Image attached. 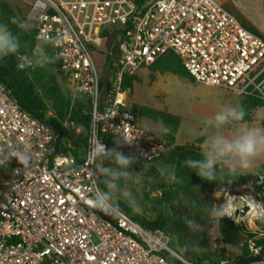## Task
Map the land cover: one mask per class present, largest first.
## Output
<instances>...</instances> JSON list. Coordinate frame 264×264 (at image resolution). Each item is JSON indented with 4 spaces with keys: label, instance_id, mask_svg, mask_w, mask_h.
<instances>
[{
    "label": "built area",
    "instance_id": "obj_1",
    "mask_svg": "<svg viewBox=\"0 0 264 264\" xmlns=\"http://www.w3.org/2000/svg\"><path fill=\"white\" fill-rule=\"evenodd\" d=\"M28 17L38 40L60 38L50 47L74 91L88 99L90 123L84 153L76 157L0 82V147L28 145L31 152L26 169L14 159L0 166L9 169L0 183V264H171L164 251L192 264L158 230L143 227L116 204L111 214L90 205L100 185L89 149L97 139L108 148L109 135L131 140L124 147L145 162L167 151L165 139L138 124L124 84L166 51L176 54L195 82L264 101L255 90L264 84V38L218 0H33ZM111 30L118 34L117 57L101 94V70L91 50ZM253 238L247 240L251 261L216 264H264Z\"/></svg>",
    "mask_w": 264,
    "mask_h": 264
},
{
    "label": "trees",
    "instance_id": "obj_2",
    "mask_svg": "<svg viewBox=\"0 0 264 264\" xmlns=\"http://www.w3.org/2000/svg\"><path fill=\"white\" fill-rule=\"evenodd\" d=\"M136 1L143 3L145 0ZM13 21L23 23L22 19L8 3L0 1V23L8 24L13 33L19 35L22 43L21 54L33 56V52L39 50L41 54H47L54 59L44 67L32 66L23 70L18 67L19 62L16 56L0 59V82L4 85L6 92L17 101L22 110L28 112L34 118L49 124L58 132L61 144H69L71 152L76 157H81L86 147L89 131V101L83 96L71 98L62 92L57 76V73H62L60 60L53 53L50 44H43L42 41L38 40L33 27L21 30L17 27V23H13ZM241 23L253 33L263 37L254 26L249 25L245 21ZM146 67L150 71L149 77L152 80L154 78L153 74L157 72L161 74L172 73L194 81L172 51L164 52ZM134 80H136V75L126 77L124 80L125 86L131 89ZM104 83V79H101V94H104L105 91ZM239 106H243L246 112L242 122L250 121L252 110L256 107H263L264 101L255 96H244L240 100ZM131 109L134 113L152 121L163 122L169 129L166 134L154 132L157 136L165 139L169 147L163 155L152 161L154 164L152 171L156 174L160 173V168L164 164L174 167L176 170V182H171L162 176L158 185L162 189V201L169 206L171 212L170 222L181 233L185 232V234H188L190 224L204 222L205 211L203 208L213 202L212 189L214 187H219L228 182L240 186L250 181H255V175H243L239 172L237 174H232L231 172L224 175L217 174L215 182L202 180L194 171L189 170L184 165V161L189 158H202L204 138L200 137L191 142L177 144L174 142L179 125V117L177 115L167 110H159L146 105L133 104ZM262 124L264 125V121H262ZM76 126L80 127L79 132H76ZM115 139L109 135L105 136L108 145ZM8 172L9 169L7 168L1 169L0 178L3 180L8 175ZM259 200L264 206V195L259 197ZM117 204L118 207L123 209L143 227L155 230L159 229L161 224H163L161 220L146 219L130 207L121 203ZM218 223L223 243L236 244L245 240L243 255L240 257L241 262L252 260L251 257H247L248 248L246 243V240L251 237H254L255 244L260 246V255H264V221H256L257 229L255 233L250 232L240 224H236L228 216L218 219ZM197 243V248L194 251H189L187 245L182 241L179 243L186 253H182L180 256L188 263L216 264L219 259L224 258L222 248L211 250L203 239H199ZM187 254H190V256H186ZM163 255L171 264H186L167 251H164Z\"/></svg>",
    "mask_w": 264,
    "mask_h": 264
},
{
    "label": "rangeland",
    "instance_id": "obj_3",
    "mask_svg": "<svg viewBox=\"0 0 264 264\" xmlns=\"http://www.w3.org/2000/svg\"><path fill=\"white\" fill-rule=\"evenodd\" d=\"M0 1L6 2L10 5V7L22 19L27 29L32 27L28 12L33 0ZM220 3L238 20L242 21L241 17L244 15L253 22L264 25V0H221ZM115 44L116 42H114L113 46H115ZM92 48L93 50H91V54L98 67L102 55L97 52L94 47ZM40 54L39 50L33 52V56H38ZM112 63L113 61L110 62V65ZM108 73L109 69L108 71L101 70V79L106 81ZM149 74L150 71L148 70V67L138 69V78L133 81L128 102L131 106L133 104L146 105L159 110H167L177 115L179 117V125L175 134V142L178 144L191 142L200 137H203L205 140L208 136L214 134L216 129L206 127L204 121L207 118L212 117L222 107L239 106L240 100L243 99L240 95L214 84L195 82L191 79L177 76L172 73L161 74L157 72L153 74L154 78L152 80L150 79ZM57 76L63 93L71 98L81 97V95L74 91L71 83L67 80L63 72L57 73ZM262 121H264V106L256 107L252 110L250 121L228 125L220 131L225 135H231L236 127H257L264 129ZM137 122L139 125L151 129L152 132H157L160 124L159 122L152 121L140 115L137 116ZM116 141L120 140H113L108 145V149L116 148L125 155L135 157L126 150L123 144H118ZM203 151L204 144L202 145V152ZM109 164L110 162L106 161L104 166H109ZM153 165L152 161L144 162L135 157V162L128 169L130 172H135L133 174L134 179L132 181L122 180L119 183V187L121 189L129 190L137 201L140 211L135 212L146 219L161 220L163 224H161L159 229L155 230H158L162 234L163 240L167 243V246L179 255L185 253L184 249H182L179 244L180 241L187 245L189 251H194L198 245L197 241L203 239L211 250L215 248L223 249L222 252L224 258L219 260L233 261L239 259L243 255L245 240L237 242L236 244L223 243L221 240L218 219L211 217L206 209L213 205L225 204L228 201L231 204L232 199L235 197L248 196L253 198L264 210V206L259 200V197L264 195V177L261 181L259 180L260 176H264V155L255 158L248 169L239 171L242 173H255L253 174L255 175L254 182L250 181L240 186L228 182L212 189L213 202L203 208L205 211L204 222L190 224L188 234H185V232L181 233L170 222L171 212L169 206L162 201V189L158 185L162 175L161 173L156 174L152 171ZM226 171H228L227 167H223V169L218 168L217 174L221 175ZM97 179L102 188L100 182L102 177H97ZM2 182L3 180L0 178V183ZM117 203H121L122 205H126L133 209L130 203L120 196L119 193L114 196V204ZM234 207L235 206H232V211L228 217L232 218L236 224L242 225L250 232L256 231V221H264V214L255 218L232 217ZM188 255L190 256V254H187L186 256ZM183 256L185 255L183 254Z\"/></svg>",
    "mask_w": 264,
    "mask_h": 264
},
{
    "label": "clouds",
    "instance_id": "obj_4",
    "mask_svg": "<svg viewBox=\"0 0 264 264\" xmlns=\"http://www.w3.org/2000/svg\"><path fill=\"white\" fill-rule=\"evenodd\" d=\"M13 23H17L13 21ZM21 30L26 28L24 23H17ZM43 44L59 45V37L49 38L42 41ZM22 47L18 34H14L6 23H0V59L9 56H16L18 67L23 70L26 67L39 66L44 67L53 61V57L47 54L38 56L23 55L20 52ZM255 90L264 95V84L255 85ZM246 112L243 106L222 107L212 117L207 118L204 123L206 127L216 129V132L204 140V151L200 159H186L184 165L202 180L215 182L218 167L224 165L232 174H237L241 170L248 169L252 161L264 155V129L257 127H236L231 135L223 134L221 129L225 126L238 124L245 118ZM158 131L166 134L169 129L160 122ZM151 132V129H148ZM118 144H127V142L116 141ZM15 160L23 168H27L31 160L30 146L9 144L6 147H0V166L8 164ZM109 161V166H104ZM135 162V157L125 155L116 148L108 149L99 140H95L89 149V163L94 165L97 177L103 185L98 187L91 199L90 205L100 212L111 214L114 210V196L119 193L125 198L134 211L139 212L140 208L132 193L127 189L119 187L120 181H132L134 173L128 169ZM160 173L171 182L177 181L176 170L167 164L160 168ZM207 213L216 219H223L230 215L232 209L229 203L213 205L206 209Z\"/></svg>",
    "mask_w": 264,
    "mask_h": 264
},
{
    "label": "crops",
    "instance_id": "obj_5",
    "mask_svg": "<svg viewBox=\"0 0 264 264\" xmlns=\"http://www.w3.org/2000/svg\"><path fill=\"white\" fill-rule=\"evenodd\" d=\"M219 2H221V0ZM240 15H241V13H240ZM241 20H242L241 22L245 21L249 25L254 26L259 31V33L264 37V25L257 24V23L253 22L251 19L247 18L244 15H242ZM117 40H118L117 32L111 30L108 33H106V37L103 40V43L101 44V46L99 48L95 49V50H97V52H99L102 55L101 61H100V65L98 66L99 70H103V71L104 70H108V68L110 67V62L114 61L116 59V57H117L116 44H115V46H113V44H114V42L117 43ZM135 75H136V79H137L138 78L137 72H136ZM132 85H133V83H132ZM131 89H132V87H131ZM128 101H129V99H128ZM157 132H159V131H157ZM174 142H175V140H174ZM175 143H177V142H175ZM202 154H203V152H202ZM223 167H225V166L224 165H220L218 168H222L223 169ZM228 172H230V171L228 170L226 172H223V174H221V175H224V174H226ZM239 173H241L243 175L255 174V173H242V172H239Z\"/></svg>",
    "mask_w": 264,
    "mask_h": 264
},
{
    "label": "water",
    "instance_id": "obj_6",
    "mask_svg": "<svg viewBox=\"0 0 264 264\" xmlns=\"http://www.w3.org/2000/svg\"><path fill=\"white\" fill-rule=\"evenodd\" d=\"M231 205L235 206L232 212V217H243L248 210V203L242 197L233 198Z\"/></svg>",
    "mask_w": 264,
    "mask_h": 264
},
{
    "label": "bare ground",
    "instance_id": "obj_7",
    "mask_svg": "<svg viewBox=\"0 0 264 264\" xmlns=\"http://www.w3.org/2000/svg\"><path fill=\"white\" fill-rule=\"evenodd\" d=\"M243 199L248 203V210H247L246 214L243 216L244 218L245 217L253 218L254 216L264 214L260 205L253 198L247 197V198H243ZM227 203L230 204L229 201ZM231 209H232V206H231Z\"/></svg>",
    "mask_w": 264,
    "mask_h": 264
}]
</instances>
